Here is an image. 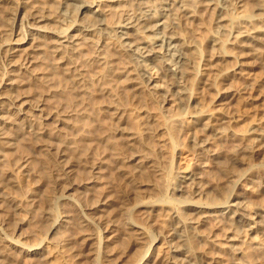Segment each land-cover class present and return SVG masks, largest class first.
Returning a JSON list of instances; mask_svg holds the SVG:
<instances>
[{
	"label": "bare ground",
	"instance_id": "obj_1",
	"mask_svg": "<svg viewBox=\"0 0 264 264\" xmlns=\"http://www.w3.org/2000/svg\"><path fill=\"white\" fill-rule=\"evenodd\" d=\"M15 1L13 29L0 37L7 66V72H0V85L5 81L4 86L14 85V75L7 78V74L44 58L54 70L59 64L68 66L69 74L78 79L74 55L79 54L81 43L89 42L94 55L86 63L100 78L115 77L125 61L127 70L122 75H133L158 99L165 119L162 129L176 128L175 139L168 138L174 165L169 163L161 172L147 157L134 156L139 167L147 164L158 177L156 194L137 201L135 208H143L141 213L148 218L158 209L168 221V254L166 258L161 254V264H215L217 257L210 251L215 247L226 250L234 264H259L254 253L264 245V30L257 24L264 23V0ZM122 3L133 8L122 10ZM109 14L118 19L108 23ZM100 38L110 44L112 54L102 53L97 45ZM189 78H201L213 92L212 109L204 106ZM232 78L239 84L233 85ZM171 100L178 113L167 116L165 105ZM6 101L0 107L5 105L7 110L24 112L28 105L16 108ZM28 109L43 115L42 104ZM0 113L6 112L0 109ZM38 131L33 133L41 134ZM4 138L0 132V140ZM223 139L231 142V148L218 146ZM57 154L63 156L65 150L60 148ZM209 221L221 229L223 243L212 227L206 229ZM126 224L147 236L135 262L147 264L161 236L154 230L147 233L153 224ZM57 227L54 221L49 233ZM0 241L9 242L24 260L42 249V240L27 246L9 241L1 224ZM0 254L6 259L7 254Z\"/></svg>",
	"mask_w": 264,
	"mask_h": 264
},
{
	"label": "rangeland",
	"instance_id": "obj_2",
	"mask_svg": "<svg viewBox=\"0 0 264 264\" xmlns=\"http://www.w3.org/2000/svg\"><path fill=\"white\" fill-rule=\"evenodd\" d=\"M15 3H0L1 38L13 29ZM121 5L125 11L133 8L127 3ZM117 19L111 14L106 17L108 23ZM257 26L264 30L263 22ZM106 43L100 38L97 45L102 53L112 54L114 50ZM1 50L0 45V72H7ZM93 55L91 43L80 44L79 54L74 55L78 79L69 74L68 66L55 60L59 69L54 70L44 58L7 74V78L14 75V85L4 86L6 81L0 85V102L6 104L9 99L16 108L28 104L24 112L0 107L6 112L0 113V132L5 137L0 140V224L9 241L27 246L42 240L41 253L26 260L18 250L11 249L9 242L0 241V252L7 254L6 259L0 254V264H39L36 258L45 264H135L148 238L128 227V221L140 226L153 224L147 227V233L154 230L161 236L147 264H161V254L167 257L166 217L155 209L157 214L149 216L150 221L141 213L143 208H135L137 201L156 194L158 177L147 164L139 167L134 156L147 157L163 172L174 157L168 138L175 139L176 128L169 125L167 131L162 129L165 119L158 99L149 95L133 75H122L127 70L125 61L115 77L100 78L86 63ZM49 57L54 59L53 55ZM239 82L231 79L233 85ZM188 83L204 106L212 109L213 92L202 79L189 78ZM36 104H42L43 115L28 109ZM165 108L167 116L178 113L172 100ZM33 130L41 134L35 135ZM217 144L223 149L232 146L227 139ZM60 148L65 150L63 156L57 154ZM5 177L9 182H4ZM54 221H58V229L49 233ZM208 226L223 243L221 229H216L212 221L206 229ZM247 237L243 233L241 239L246 242ZM210 251L217 257L215 264H234L226 250L215 247ZM254 258L264 264V245Z\"/></svg>",
	"mask_w": 264,
	"mask_h": 264
}]
</instances>
